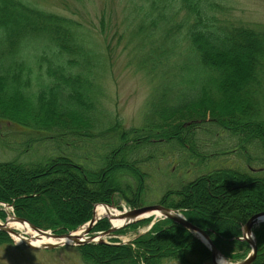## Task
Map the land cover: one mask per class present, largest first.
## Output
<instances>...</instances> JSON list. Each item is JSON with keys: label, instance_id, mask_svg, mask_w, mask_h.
Wrapping results in <instances>:
<instances>
[{"label": "trees", "instance_id": "1", "mask_svg": "<svg viewBox=\"0 0 264 264\" xmlns=\"http://www.w3.org/2000/svg\"><path fill=\"white\" fill-rule=\"evenodd\" d=\"M139 2L131 5L126 48L135 43L131 64L143 73L151 93L141 126L125 129L106 104L109 47L96 43L71 17L26 0H0V121L46 134L28 137L18 149L7 145L20 154L0 161V203L12 205L17 217L39 228L63 234L90 221L97 204L148 205L155 192L152 181L161 176L164 188L154 204L184 211L227 259L243 260L250 247L239 240L242 229L264 212V201L241 203L245 199L236 192L237 187L264 192V24L234 20L221 0ZM222 134L227 147L210 154V144L202 139L212 137L216 141L210 143L220 146ZM231 151L263 169L255 173L251 165H226ZM36 154L35 160H21ZM220 154L225 160L215 167L211 162L221 160ZM161 162L167 164L165 173L156 172ZM192 166L198 175L188 180ZM58 173L62 178H50ZM60 180L78 192L80 213L61 205V193L53 188ZM218 182L228 187L222 205L236 204L220 221L207 216L204 221L207 210L194 198L200 189L215 192ZM5 218L1 209L0 219ZM109 227L103 220L94 231ZM255 237L253 264H264V224ZM11 241L0 232V245ZM76 250L85 264L212 262L211 251L170 220L157 222L131 244Z\"/></svg>", "mask_w": 264, "mask_h": 264}, {"label": "rangeland", "instance_id": "2", "mask_svg": "<svg viewBox=\"0 0 264 264\" xmlns=\"http://www.w3.org/2000/svg\"><path fill=\"white\" fill-rule=\"evenodd\" d=\"M26 2L42 10L71 17L79 21L81 25H83L85 32L95 38L96 43L101 44L102 47H109L108 51L112 56V64L110 67L109 77L105 83L106 90L109 93V98L106 104L110 109L119 115L125 129L141 126L143 122L142 113L144 104L150 97L151 88L143 73L137 72L135 66L131 64V55L133 53L132 49L135 46V43L126 48L130 35L129 32H131L129 19L133 14L132 6H134V4H139V0H134V2H132V0H83L82 2H77L76 0H26ZM221 3L224 8L229 11L231 17L236 21H242L245 24H264V0H221ZM102 22H104V26H102ZM30 136L38 138L46 136V134L33 133V131L31 132V130L27 128L5 121H0V161H7L19 156L20 153L17 150L14 151V153H11L8 150L7 145L14 144L16 149H18V145ZM202 140L207 141L210 144V148L206 149L210 154H212L221 153V149L227 147L225 141H227L228 138L225 134H222V137L219 139L220 146L210 143V141H216L212 137H204ZM220 155L221 160L211 162L213 166L222 167L221 164H223L225 158L222 157V154ZM225 157L229 160L226 165L247 169V161L237 157V155L230 153ZM31 158L35 160L37 158V154L33 157L22 155L21 160H29ZM166 165V163L161 162L160 167H156V172H167ZM258 165V163L252 162V166L255 169L261 167ZM194 168L195 166H192V168L188 167L187 171H193ZM197 175L198 173L193 171L192 173L187 174V178L188 180H191ZM262 175H264V172ZM62 176V173H58L52 175L50 178L59 179L62 178ZM160 177L161 176L155 177L152 181L151 189L155 192L151 193L150 201L147 206L155 205L154 202L159 199L160 195H162L161 191L164 186L162 182L163 180ZM224 185L226 184L218 182L216 185V187L218 186V189H215L216 193L209 188L200 189L198 197L194 198L197 206H200L201 208L203 207L207 210L206 215L204 216V221L207 220L206 216L210 221L213 220L212 218L220 221L222 217H227L229 215V206H234L236 204L235 201L222 205L220 197L224 190L228 188ZM220 186L222 188H219ZM235 186L236 185H232L234 189ZM53 188L61 193L59 201L62 206L71 209L77 214L82 211V206L76 201L78 192L75 189L69 186H64L63 180L58 181ZM236 192L241 199H245L241 203H244L248 198H252L256 202L264 201L263 191H242L241 188L239 189L237 187ZM123 205H125L128 209L131 208L124 203ZM38 206L45 211L43 204L39 203ZM1 209L6 208L0 207V210ZM13 211L14 208L13 210H8L9 213H14ZM1 221L4 222V220ZM152 222L153 221L150 223ZM138 223H140V226L137 228L133 229L128 226L123 229L125 232L124 234L113 235L111 237L112 240L107 237L105 238V241H113V244L123 242L130 243L135 239V237L149 230L150 223L144 224V221H140ZM226 261L237 262L231 261L227 258ZM0 264L85 263L82 261L80 254L74 247H62L54 250H31L12 240L8 244L0 245Z\"/></svg>", "mask_w": 264, "mask_h": 264}, {"label": "water", "instance_id": "3", "mask_svg": "<svg viewBox=\"0 0 264 264\" xmlns=\"http://www.w3.org/2000/svg\"><path fill=\"white\" fill-rule=\"evenodd\" d=\"M152 215L163 216L166 219H170V220L174 221L175 223L182 225L186 229H188V230L194 232L195 234H198L199 236L206 239L207 242L209 243L210 247H211V250H212V259H213L214 264H232V263H221V262H219L217 260L218 257L220 256L219 251L215 248V246L213 245L209 236L204 231H202L198 227H196L193 224H191L190 222H188L182 214L178 213L175 210L168 209V208H165L162 206H149V207H143V208L135 209V210H132L129 212H124V213L119 215L120 219H125V223L121 227L123 228L129 224L135 223L136 221H138L141 218H147V216L149 217ZM12 220L16 221V222H20V223L25 224V225H28L31 230L37 232L39 235H41V237L44 236V237H48V238H52L54 240H57L56 243L43 245V246H35L32 244V242L30 241L29 238L20 234L17 230L11 229L9 227L10 222L8 220L5 223H0V231L7 233L9 236L14 235L16 237L21 238L23 244H25L28 248L34 249V250H37V249L52 250V249L59 248L62 246H81V245L91 244V243H100L101 244V243H103V241L100 240V238L102 236L110 235L120 228V227H118V228L112 227L108 231L99 235L101 237H99L98 235L97 236L91 235V232H92L94 226L100 220V219H96L95 213L93 215L92 220L89 222V224L85 228L83 235H81L82 237L77 236L76 232H72V233H68V234H55L53 232L44 231V230L37 228L36 226H34L30 222L26 221L25 219L14 217V216H13ZM260 223H264V213H260L258 215H255L254 217H252L249 220V222L246 224V226L244 227V239H246V241L252 246L253 253L245 261H243L241 263H237V264H251L255 260L256 254H257V246H256V243L252 240V230L256 225H258ZM65 240H71L72 242H70V243L66 242L65 243L64 242Z\"/></svg>", "mask_w": 264, "mask_h": 264}, {"label": "bare ground", "instance_id": "4", "mask_svg": "<svg viewBox=\"0 0 264 264\" xmlns=\"http://www.w3.org/2000/svg\"><path fill=\"white\" fill-rule=\"evenodd\" d=\"M96 218H102V217H107L110 219L112 225L114 227H120L121 225H123L125 223V219H120L118 215H120L118 212L113 211V212H109L108 209L104 206H98L95 212ZM114 215V216H113ZM115 217V218H114ZM9 227L12 229H17L23 233L28 234L29 236H31V241L32 244L35 246H43V245H48V244H52V243H56L57 240H54L52 238H48V237H41V235H39L37 232L32 231L28 225L22 224L20 222H16V221H11L9 224ZM77 236L82 237L81 235H83V232L80 230L76 233ZM13 238L15 239V241L17 242V244H21L22 243V239L13 236ZM65 243L68 242H72L71 240H65ZM219 262H224L225 260L220 257L218 259Z\"/></svg>", "mask_w": 264, "mask_h": 264}]
</instances>
